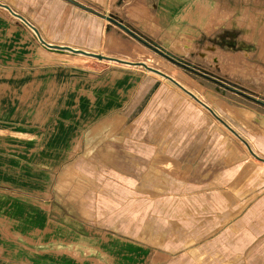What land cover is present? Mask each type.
<instances>
[{"label":"rangeland","instance_id":"1","mask_svg":"<svg viewBox=\"0 0 264 264\" xmlns=\"http://www.w3.org/2000/svg\"><path fill=\"white\" fill-rule=\"evenodd\" d=\"M225 1L224 5L210 7L206 17L200 13L204 7L200 9L197 0L189 6L192 17L188 11H173L172 24L167 25L169 21L162 19V28L135 26L136 8L126 6V0L121 2L124 8L119 0H109V12L96 15L106 23V16L121 22L129 32L119 27L124 35H115L131 44L130 50L125 49L132 55L131 60H143L149 67L163 71V76L145 72L148 77L141 83L146 85L127 91L123 96L126 104L121 108L106 107L108 111L103 108L96 112L85 108L86 130L91 125L89 121L101 119L106 123L102 139L80 141L85 164L76 168L80 173H75L72 180L90 185L89 197L96 201L90 204V213L103 218V227L91 232L95 235L93 245L96 246V239L100 240L97 234L107 232L109 238L104 253L94 251L87 257L99 258L106 264H133L135 256L149 264V248L168 244L164 254L180 256L199 242L219 237V246L211 251L221 253L222 260L231 261L228 264H241L244 261L239 259L242 256L245 260L250 241L264 236V201H259V194L264 191V148H258L256 155L248 153L247 159L252 163L248 164L240 147L251 143L238 131L239 121L245 118L243 109L264 117V0H230L234 4L228 5ZM138 2L152 6L158 0ZM159 2L163 5L164 0ZM2 8L0 74L61 71L86 82L84 91L92 96L95 89L88 82L99 81V88L108 90L110 83L108 88L104 83L111 72H136L132 67L137 64L97 60L46 47L35 29L32 44L26 43L24 36L12 33L11 10H7L8 14ZM164 28L168 33H164ZM104 30L101 28L102 41ZM120 48L102 46L101 51L92 54L123 61L128 55ZM15 57L21 58L18 64L14 63ZM157 80L163 85L156 87L153 82ZM70 82L69 79L68 88ZM34 94L36 100L42 98L41 93ZM99 113L102 115L97 117ZM258 115L245 120L259 121ZM147 142L152 148L162 144L163 152L156 150L159 153H152L145 163L143 151ZM129 146L135 148L137 166L142 168L113 172L112 152L122 153ZM250 150L256 153L255 148ZM101 154L104 173L99 171ZM123 157L126 160L128 155ZM160 160L165 161L166 167L160 168ZM57 161L51 160L49 166L41 161L42 170L54 165L62 170L68 163L64 159ZM149 163L153 169L143 168ZM6 164L11 167L16 162H0V177L4 173L1 170H7ZM92 165L98 166L96 172ZM226 193L233 195V200ZM95 222L99 224V219Z\"/></svg>","mask_w":264,"mask_h":264},{"label":"crops","instance_id":"2","mask_svg":"<svg viewBox=\"0 0 264 264\" xmlns=\"http://www.w3.org/2000/svg\"><path fill=\"white\" fill-rule=\"evenodd\" d=\"M108 1L0 0V9L3 7L2 10L8 14L7 10H11L12 33L24 36L26 43L32 42V33L35 29L37 36L46 44L68 46L83 52L95 53L101 51L102 46L105 48L117 46L121 47L119 51L128 55L125 56L127 59H124V62L142 63L154 71L163 72L152 66L149 67L143 60H131L132 55L127 54L125 50L126 48L130 50L131 44L120 35V39H117L116 35L121 30L114 24L97 18V14L105 15L109 12ZM122 1L119 0L121 6ZM196 1L164 0L162 5L158 0L152 6H146L145 2L126 0V6L128 4L136 8L134 15L138 18L135 26L143 24L153 25L156 28L162 26V19L169 21H166L167 25L172 24L173 11L175 13L188 11L192 17V7L189 6ZM225 2L227 5L234 4L230 0ZM198 3L200 9L204 7L200 13L204 12V15L209 17V8L224 5V0H199ZM142 9L145 11L143 12ZM101 28L105 29L104 41L100 33ZM163 31L168 33L166 28ZM151 32L156 31L151 29ZM150 36L152 37L153 34ZM18 59L21 58L15 57L14 63L18 64ZM26 59L29 61L30 57ZM132 68L136 72L123 70L108 74L110 78L104 83V85L107 84V88L108 82L110 83L108 90L99 88L101 87L99 81L88 82L95 89L92 91V96L84 91L86 82L78 80L75 76L69 77L61 71L0 74V82H2L0 83V162H16L11 167L6 164L4 167L6 171L1 170L6 175L1 173L0 177V264H106L99 258L87 257L94 251L104 253L106 251L104 246L109 238L107 232L97 234L100 240L96 239L97 244L93 245L92 237L95 235H91V232L93 229L103 227L100 223L103 218L90 213V204L96 203L89 197L90 185L84 181L79 183L77 182L79 180L72 179L75 173H80L76 170L85 164L81 160L84 153L82 155L80 152L82 150L80 141L95 142L102 139L105 126L103 124L106 123H102L101 119L89 121L91 123L88 124L91 125H88L89 128L86 130L85 108L93 112L103 108L107 110L106 107L121 108L126 104V97L123 96L127 91L132 92L133 86L137 90L136 86L146 85L141 83V80H146L148 77L145 72L155 76L160 75L148 71L142 65ZM168 78L178 84L173 81V78ZM69 79L70 88L67 87ZM153 84L156 87L163 85L158 80ZM21 87L23 89L19 90ZM146 90L144 91L147 93ZM26 92L29 95L25 96ZM103 92L107 93L102 96ZM34 93H41L42 98L36 100ZM241 112L245 118L258 115L257 112H247L245 109ZM101 115L99 113L97 117ZM144 118V121H148V117ZM245 118L238 120L240 123L238 131L241 137L251 144L247 146L245 144V148L240 147V150L248 164H252L247 159V154L256 155L258 148H264V117L258 115L259 121L251 119V122L246 121ZM127 120L128 118L125 121ZM127 132L133 134L130 129ZM148 132L151 131L148 130ZM147 143L143 151L145 163L149 162L152 153L163 152L162 144L152 148V144ZM251 148H255L256 153H253ZM153 149L154 152H152ZM84 152L86 153V150ZM124 154L128 155L126 160L123 157ZM107 155L108 153L105 156ZM146 155H148L147 158ZM103 156L100 162L102 168H99L102 173L105 172ZM111 158L113 159L111 162H114L113 172L123 170L131 172L142 168L137 166L134 147L129 146L122 153L119 150L112 152ZM60 159L68 160L62 170L57 169L56 165L42 170L41 161L49 166L51 160L60 161ZM160 161V168L166 167L165 161ZM51 163L55 164L54 161ZM226 165L232 166V163H226ZM92 166H94L93 171L96 172L95 168L98 166ZM149 166L153 169L152 163L143 168H149ZM258 180L261 178L258 177ZM116 181L119 182V180ZM103 185L101 188L104 187ZM259 195V201L263 202L264 191ZM226 196L232 197V200L234 198L228 193ZM98 219L99 224L95 222ZM220 242L219 237L207 239L180 256L164 254L163 251L166 252L169 249L168 244L164 247L149 248L148 262L149 264H228L231 261L222 260L221 253L210 249L219 246ZM246 250L248 253L245 255V260L241 259L242 256L239 259L244 261L241 264H264V236L256 240L252 239L250 247ZM213 252L216 253L211 256ZM133 260V264L144 263L142 257L134 256Z\"/></svg>","mask_w":264,"mask_h":264},{"label":"water","instance_id":"3","mask_svg":"<svg viewBox=\"0 0 264 264\" xmlns=\"http://www.w3.org/2000/svg\"><path fill=\"white\" fill-rule=\"evenodd\" d=\"M17 18H19V19H21L22 20V18L21 17H19V16H17V15H15ZM104 18H106V20L108 21V22H110V23H112V24H114L115 26H117L118 28L120 27L121 29H123V30H125L126 32H129V30L121 23V22H117L116 20H114L112 17H109V16H106V17H104ZM42 41V40H41ZM42 43L47 47H49V48H52V49H56V50H60V51H68V52H71V53H73V54H79V55H82V56H89V57H92V58H95V59H97V60H102V59H104V60H111V61H115V62H118V63H120V62H122V63H126V64H129V65H134V64H130V63H127V62H124V61H122V60H120V61H118V60H115V59H112V58H109V57H105V56H101V55H97V54H92V53H89V52H83V51H80V50H77V49H73V48H71V47H68V46H66V47H61V46H56V45H51V44H46L45 42H43L42 41ZM138 66L139 65H142L144 68H146L148 71H151V72H153V73H158V74H160V75H163L162 73H160V72H158V71H154V70H152V69H150V68H148V67H146L144 64H142V63H139V64H137Z\"/></svg>","mask_w":264,"mask_h":264},{"label":"flooded vegetation","instance_id":"4","mask_svg":"<svg viewBox=\"0 0 264 264\" xmlns=\"http://www.w3.org/2000/svg\"><path fill=\"white\" fill-rule=\"evenodd\" d=\"M229 45H231V44L229 43Z\"/></svg>","mask_w":264,"mask_h":264},{"label":"bare ground","instance_id":"5","mask_svg":"<svg viewBox=\"0 0 264 264\" xmlns=\"http://www.w3.org/2000/svg\"><path fill=\"white\" fill-rule=\"evenodd\" d=\"M216 118H218V117H216Z\"/></svg>","mask_w":264,"mask_h":264}]
</instances>
